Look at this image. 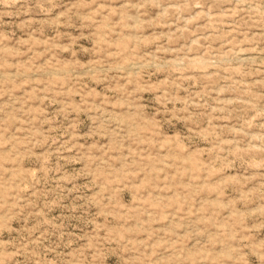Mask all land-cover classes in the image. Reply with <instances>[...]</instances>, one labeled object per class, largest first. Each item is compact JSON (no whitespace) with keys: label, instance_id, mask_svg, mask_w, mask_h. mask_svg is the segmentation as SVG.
I'll return each mask as SVG.
<instances>
[{"label":"rangeland","instance_id":"374dc122","mask_svg":"<svg viewBox=\"0 0 264 264\" xmlns=\"http://www.w3.org/2000/svg\"><path fill=\"white\" fill-rule=\"evenodd\" d=\"M0 264H264V0H0Z\"/></svg>","mask_w":264,"mask_h":264}]
</instances>
